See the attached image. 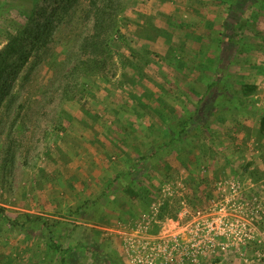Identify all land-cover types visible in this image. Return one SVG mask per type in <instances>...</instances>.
Listing matches in <instances>:
<instances>
[{"label": "rangeland", "instance_id": "1", "mask_svg": "<svg viewBox=\"0 0 264 264\" xmlns=\"http://www.w3.org/2000/svg\"><path fill=\"white\" fill-rule=\"evenodd\" d=\"M234 1L122 0L80 68L83 0H0V264H264V0Z\"/></svg>", "mask_w": 264, "mask_h": 264}, {"label": "trees", "instance_id": "2", "mask_svg": "<svg viewBox=\"0 0 264 264\" xmlns=\"http://www.w3.org/2000/svg\"><path fill=\"white\" fill-rule=\"evenodd\" d=\"M77 2L78 0H63L62 3L58 4L55 10V19H60L67 15L68 9L72 7V2ZM86 6L83 8L84 18L86 21L92 23L91 31L88 32L79 41V52L82 56H85V60L81 62L80 68L87 66H100V56L107 53L109 43L113 34L117 33V17L121 13L122 0H83ZM238 0L234 1L233 4H237ZM232 3L230 4V9ZM51 30V29H50ZM21 39L14 37L12 42L7 45V47L0 52V89H3L4 93H7L4 86L6 85V79L12 77L11 80H15L16 74H18L17 60L14 61L17 53H21L22 47ZM241 44V43H240ZM21 48V49H20ZM24 56H27L26 54ZM105 65L103 66V68ZM78 67H76L77 70ZM239 89L243 95L252 94L255 90V86H247L245 84L239 83ZM11 88V87H10ZM11 92V91H10ZM10 92L6 95L9 96ZM259 131L264 138V116L259 122ZM5 210L0 208V214L6 217L4 213ZM25 226V225H24ZM23 226V227H24ZM50 248H54V245L50 244Z\"/></svg>", "mask_w": 264, "mask_h": 264}, {"label": "built area", "instance_id": "3", "mask_svg": "<svg viewBox=\"0 0 264 264\" xmlns=\"http://www.w3.org/2000/svg\"><path fill=\"white\" fill-rule=\"evenodd\" d=\"M225 186H226V184H225ZM227 186L233 191L232 193H236V189L234 188L235 187V185L233 184V183H231V182H229L228 184H227ZM225 189H223V191H224ZM236 195V194H235ZM181 205H182V208H184L185 209V207H186V204H185V202L184 201H181ZM259 209H260V206L258 205V208H257V211H259ZM234 214V213H233ZM232 214V215H233ZM181 215H186L185 214V212H182L181 213ZM203 214L201 213V212H199V211H196V213H195V216L198 218V217H201ZM231 215V214H230ZM231 215V216H232ZM243 220V219H242ZM245 221V223H242L241 224V226L240 227H242V228H244V229H248V230H252V229H250V226H252L253 227V225H252V223H249L247 220H244ZM232 224V223H231ZM214 225H215V221L212 219L211 221H209V224H208V226L206 227V230H208V232H207V234H214V236L216 237V234H219V233H217L216 232V228L214 227ZM257 227V226H256ZM198 231H202V229H197L196 230V235H198ZM165 236H162V237H159V241H160V243L159 244H157V246H158V248H160L161 247V244H163V249H165L166 247V240H165ZM208 243H211V240H208ZM148 245V243L147 244H144L143 246H142V250H146L147 249V246ZM207 246H209V245H207ZM136 257V262L137 263H141V260H140V258H139V256L138 255H136L135 256ZM148 264H153V261L152 260H149L148 261Z\"/></svg>", "mask_w": 264, "mask_h": 264}]
</instances>
